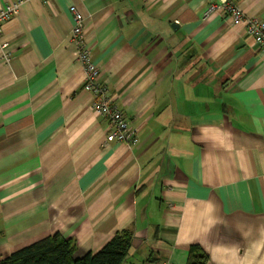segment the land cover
<instances>
[{
	"label": "crops",
	"instance_id": "crops-1",
	"mask_svg": "<svg viewBox=\"0 0 264 264\" xmlns=\"http://www.w3.org/2000/svg\"><path fill=\"white\" fill-rule=\"evenodd\" d=\"M237 1L264 22V0ZM208 2L33 1L3 24L0 259L54 234L82 257L132 230L124 264H187L191 246L264 264V46L220 12L203 21ZM72 6L131 148L106 144L83 90Z\"/></svg>",
	"mask_w": 264,
	"mask_h": 264
},
{
	"label": "built area",
	"instance_id": "built-area-1",
	"mask_svg": "<svg viewBox=\"0 0 264 264\" xmlns=\"http://www.w3.org/2000/svg\"><path fill=\"white\" fill-rule=\"evenodd\" d=\"M33 1L45 3L50 0H16L0 11V61L7 65L12 63L14 55L9 50V44L1 40L2 26L19 13L23 4ZM69 10L74 19V27L69 40L74 47V58L82 66L83 90L92 95V110L107 120L111 128L106 144L119 143L131 148L137 143L136 134L123 111L115 104L108 86L100 81V70L86 44L83 18L74 6ZM219 12L229 18L234 25L245 24L247 35L252 37L259 46H264V22L256 17H247L237 0H209L202 13V19L206 21Z\"/></svg>",
	"mask_w": 264,
	"mask_h": 264
},
{
	"label": "trees",
	"instance_id": "trees-1",
	"mask_svg": "<svg viewBox=\"0 0 264 264\" xmlns=\"http://www.w3.org/2000/svg\"><path fill=\"white\" fill-rule=\"evenodd\" d=\"M133 239V231L124 230L97 253L79 257L75 240L54 234L0 259V264H124ZM150 258L148 262L157 261ZM208 261V255L199 246H191L187 264H208Z\"/></svg>",
	"mask_w": 264,
	"mask_h": 264
}]
</instances>
